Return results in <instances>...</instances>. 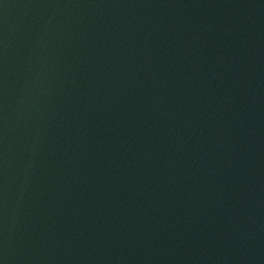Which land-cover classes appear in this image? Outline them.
Segmentation results:
<instances>
[{"label": "water", "instance_id": "water-1", "mask_svg": "<svg viewBox=\"0 0 264 264\" xmlns=\"http://www.w3.org/2000/svg\"><path fill=\"white\" fill-rule=\"evenodd\" d=\"M0 264H264V0H0Z\"/></svg>", "mask_w": 264, "mask_h": 264}]
</instances>
